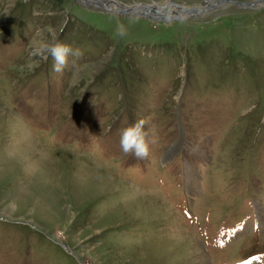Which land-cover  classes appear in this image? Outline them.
<instances>
[{"label": "rangeland", "instance_id": "374dc122", "mask_svg": "<svg viewBox=\"0 0 264 264\" xmlns=\"http://www.w3.org/2000/svg\"><path fill=\"white\" fill-rule=\"evenodd\" d=\"M114 1L189 10L0 0V264H264V0ZM37 31L75 86L27 67Z\"/></svg>", "mask_w": 264, "mask_h": 264}, {"label": "clouds", "instance_id": "9594fccd", "mask_svg": "<svg viewBox=\"0 0 264 264\" xmlns=\"http://www.w3.org/2000/svg\"><path fill=\"white\" fill-rule=\"evenodd\" d=\"M116 34L124 37L127 32L123 24H118ZM27 35V34H26ZM29 59L27 67L34 70L39 67L41 61H47L49 57L54 61L53 70L62 73L65 69L72 66L73 78L70 83L75 86L79 83L78 71L76 67L77 59L82 56L81 51L77 48L61 43L57 39V34L51 32V38L45 39L41 37L39 31L30 38ZM144 120H139L135 124L123 130L120 138V146L125 154H132L137 159H145L149 155L150 145L147 137L149 133L144 129Z\"/></svg>", "mask_w": 264, "mask_h": 264}, {"label": "water", "instance_id": "95a60500", "mask_svg": "<svg viewBox=\"0 0 264 264\" xmlns=\"http://www.w3.org/2000/svg\"><path fill=\"white\" fill-rule=\"evenodd\" d=\"M85 1H87L88 3L103 2V3H100L99 6L102 7V9L108 10L110 13H114V14H121V15H126V16L136 15V16L153 17V15H150V14L156 13L157 16L154 18L161 19L162 21L172 18L173 14H176V12H177L176 18L177 17L180 18L181 15H183V13H186L187 10H189L185 7L176 6L175 4L172 5V3L171 5L166 6V8L164 7L159 10L158 5L157 4L155 5V3H152V4L138 3L132 6H123V5L118 4L114 0H85ZM111 4H114L115 6ZM169 6L170 8H172V10H169ZM173 8L176 10H173Z\"/></svg>", "mask_w": 264, "mask_h": 264}, {"label": "bare ground", "instance_id": "6f19581e", "mask_svg": "<svg viewBox=\"0 0 264 264\" xmlns=\"http://www.w3.org/2000/svg\"><path fill=\"white\" fill-rule=\"evenodd\" d=\"M180 244V243H179ZM180 246H183V245H180ZM184 247V246H183ZM192 247V246H191ZM179 253L181 252V251H178ZM186 258V257H185ZM191 259V258H190ZM202 259V258H201ZM201 261V260H200Z\"/></svg>", "mask_w": 264, "mask_h": 264}]
</instances>
